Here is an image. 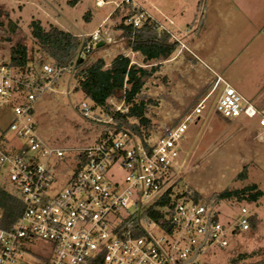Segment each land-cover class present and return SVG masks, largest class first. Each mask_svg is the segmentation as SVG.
<instances>
[{"label":"built area","instance_id":"2783aa9c","mask_svg":"<svg viewBox=\"0 0 264 264\" xmlns=\"http://www.w3.org/2000/svg\"><path fill=\"white\" fill-rule=\"evenodd\" d=\"M96 3L103 6L105 0ZM124 3L132 0H120L116 9ZM130 9L134 13L126 14V23L134 27L150 18L141 8ZM106 30L97 29L93 42H106ZM42 68L49 76L61 70L47 63ZM41 90L16 67L0 61V104L8 102L13 113L11 135L0 134V170L24 205L10 228L3 225L0 209V264H26L28 244L36 241L50 245L43 264H211L200 256L207 254V245L227 246L229 227L208 205L191 195L181 198L173 178L179 141L199 119L209 95L166 126L154 142L151 135L141 138L109 127L90 146L62 148L48 145L38 132L34 105ZM215 108L225 118H258L264 135V115L232 85H225ZM81 112L93 117L86 103ZM59 169L66 175L62 186L55 185ZM170 189L171 201L163 204ZM236 225L250 228L246 207Z\"/></svg>","mask_w":264,"mask_h":264},{"label":"rangeland","instance_id":"374dc122","mask_svg":"<svg viewBox=\"0 0 264 264\" xmlns=\"http://www.w3.org/2000/svg\"><path fill=\"white\" fill-rule=\"evenodd\" d=\"M119 1L105 0L103 6H98L96 0H80L75 6H71L68 0H0L3 21L0 28V61L9 60L10 45L16 42L34 49V73L42 82V90L37 92L34 105L35 118L38 132L48 145L62 148L90 146L109 128V119L99 110L92 112L93 117L98 116L97 122L91 119L92 116L85 117L82 114V103L91 107L92 103L85 97L83 90L76 88L77 82L68 71L51 76L43 71V64H53V61L35 45L30 22L39 18L46 27L54 23L81 36H91L99 28L107 29L108 34H102L106 37V42L102 41L101 48L91 52L90 61L98 56L107 61L113 58V54L127 51L134 60L140 62L139 54L125 48L127 37L114 27L127 10L122 6V13L111 17ZM136 2L138 0H132L134 5ZM202 3L204 0H199L197 5ZM11 22L17 23L14 32L10 28ZM177 26L184 32L190 28L202 30L205 25L198 21L196 24ZM236 34L234 29L229 32L227 39L215 33L210 38L206 37L207 40L203 37L194 39L189 49L200 56L202 50L210 53L218 61L212 63V67L218 71L219 64L230 60V55L237 48L235 43L238 41L234 37ZM169 40L179 43L178 56L171 61L162 62L143 90L145 98L151 99L147 110V117L151 122L150 141L154 142L162 135L166 126L173 125L201 98L209 95L199 119L188 125L184 137L179 141V156L173 165V178L177 181L176 192L181 198H184L183 194L190 196L195 193L199 201L209 207L214 203L211 209L218 213L219 222L229 227L228 245H207L205 250L208 252L200 256V259L211 264H264V195L258 201H239L235 198L220 200L218 203L215 201L216 196L224 191L240 190L251 184H257L264 190L263 127L256 117L240 115L225 118L215 108L225 85L234 86L232 82L237 77L234 65L232 68H225L227 82L219 83L216 88L212 87L217 75L204 66L201 60H194L191 51L187 50L186 38L170 36ZM201 44H204V48L200 51L197 46ZM239 92L249 98V90ZM112 102L123 108L122 103L115 98ZM12 119L10 104L2 102L0 134L11 135L9 125ZM241 173L245 175L241 176ZM56 176L55 185L62 186L66 175L59 169ZM0 184L11 186L8 176L1 170ZM242 207H246L250 213L249 229H241L236 225ZM49 255L50 245L44 241H36L28 244L25 261L26 264H43L44 258Z\"/></svg>","mask_w":264,"mask_h":264},{"label":"trees","instance_id":"16d2710c","mask_svg":"<svg viewBox=\"0 0 264 264\" xmlns=\"http://www.w3.org/2000/svg\"><path fill=\"white\" fill-rule=\"evenodd\" d=\"M79 1L68 0V4L75 6ZM122 6L127 10L121 21L114 27L127 37L125 48L139 54L140 62L134 60L130 54L119 52L110 64L102 56L90 63L91 52L96 48H101V46L94 45L92 36L73 34L54 23L46 27L39 18L30 22L31 36L38 50L51 58L54 67L61 69L58 75L66 71L71 74L77 82L76 88L83 90L85 97L90 99L94 113L99 110L107 116L109 127H114L115 130L127 129L143 138L150 135L149 126L151 124L147 117L151 99L145 98L144 87L148 79L159 69L161 63L172 58L179 48V43L170 42V34L160 31L150 18L140 27L126 23V14L134 13L130 7L136 10L139 7L133 3H124ZM122 6L116 9L111 17L122 13L124 9ZM2 26L0 9V28ZM16 26V22H11L12 32L16 30ZM105 26L107 27V24ZM8 40L10 41V37ZM88 44L92 45L89 51L86 49ZM34 61V49L21 42L10 45L7 63L16 67L30 81L40 85L41 79L36 78L34 73ZM113 98L122 103L123 110H117V106L112 102ZM97 117L94 116L91 119L97 122ZM243 175L245 174L241 173V176ZM170 193L171 189L162 198L163 204L171 201ZM263 195V189L257 184H251L240 190L224 191L216 196L215 201L218 203L220 200L232 198L239 201H258ZM191 197L199 201L197 194L192 193ZM23 208L24 205L17 191L12 186L7 187L0 184V209L2 223L6 228H10L16 222ZM94 264H101V262Z\"/></svg>","mask_w":264,"mask_h":264},{"label":"crops","instance_id":"0c3cea01","mask_svg":"<svg viewBox=\"0 0 264 264\" xmlns=\"http://www.w3.org/2000/svg\"><path fill=\"white\" fill-rule=\"evenodd\" d=\"M198 1L138 0L135 6L146 11L150 19L160 25L157 27L160 31L169 33L173 38H186L187 50L191 51L194 60H201L204 66L217 75L212 87L216 88L219 83L226 81L225 68H232L234 65L237 77L236 81L232 82L233 87L238 91L249 90L248 100L264 115V0H204V3L197 5ZM198 21L205 25L202 30L190 28L183 32L177 26L185 23L196 24ZM233 25L236 26L233 28ZM234 29L237 31L234 37L238 41L232 54L235 59L230 55V60H221L218 71L212 67V63L218 61L202 50L204 44L197 46L202 50V56L189 49L194 39L210 38L214 33L227 39L229 32ZM126 52L124 53L127 54ZM179 52L180 50H177L172 58L166 61L174 59ZM115 56L113 54V58ZM113 58L107 60V63L110 64Z\"/></svg>","mask_w":264,"mask_h":264},{"label":"water","instance_id":"95a60500","mask_svg":"<svg viewBox=\"0 0 264 264\" xmlns=\"http://www.w3.org/2000/svg\"><path fill=\"white\" fill-rule=\"evenodd\" d=\"M103 44V42H99V43H97V46H101ZM171 228V226L169 227V229ZM204 242H205V240H204ZM204 242L200 245V247L199 248H201V246L204 244ZM198 248V249H199ZM198 249L196 250V252L194 253V255H193V257L191 258V259H193V258H195V256H196V254H197V251H198Z\"/></svg>","mask_w":264,"mask_h":264}]
</instances>
